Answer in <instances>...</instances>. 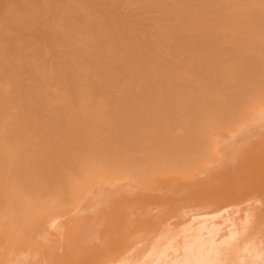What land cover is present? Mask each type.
I'll list each match as a JSON object with an SVG mask.
<instances>
[{
  "label": "rangeland",
  "instance_id": "1",
  "mask_svg": "<svg viewBox=\"0 0 264 264\" xmlns=\"http://www.w3.org/2000/svg\"><path fill=\"white\" fill-rule=\"evenodd\" d=\"M253 10L245 0H0L1 171L59 183L89 158L139 171L157 156L180 160L184 112L264 94L262 59L244 50L264 36Z\"/></svg>",
  "mask_w": 264,
  "mask_h": 264
},
{
  "label": "bare ground",
  "instance_id": "2",
  "mask_svg": "<svg viewBox=\"0 0 264 264\" xmlns=\"http://www.w3.org/2000/svg\"><path fill=\"white\" fill-rule=\"evenodd\" d=\"M245 2L264 24V0ZM259 38L244 50L264 65ZM243 104L184 112L180 160L140 171L89 158L59 183L21 184L0 169V264H264V94Z\"/></svg>",
  "mask_w": 264,
  "mask_h": 264
}]
</instances>
